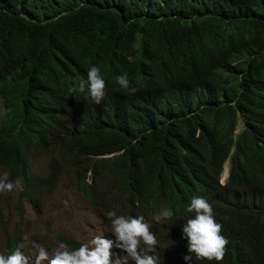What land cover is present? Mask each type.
I'll use <instances>...</instances> for the list:
<instances>
[{"label":"trees","instance_id":"trees-1","mask_svg":"<svg viewBox=\"0 0 264 264\" xmlns=\"http://www.w3.org/2000/svg\"><path fill=\"white\" fill-rule=\"evenodd\" d=\"M93 65L100 104L72 91ZM0 171L31 206L69 174L102 216L152 225L171 209L159 264H186V208L203 196L229 241L220 264H264V0H0Z\"/></svg>","mask_w":264,"mask_h":264},{"label":"clouds","instance_id":"clouds-1","mask_svg":"<svg viewBox=\"0 0 264 264\" xmlns=\"http://www.w3.org/2000/svg\"><path fill=\"white\" fill-rule=\"evenodd\" d=\"M116 82L130 95L137 91L136 88L130 87L127 74L118 76ZM105 88L106 84L100 74V68L93 65L87 72V79L76 81L72 91L79 93L87 91L92 101L95 104H100L106 95ZM69 176L71 177V175ZM227 177L228 164H225L220 184H224ZM20 182L18 179L16 182L11 181L7 173L0 174V193L12 192L17 187L20 190ZM80 197L82 198L81 195ZM186 211L194 214L192 218L187 219L182 229L183 236L187 241H180L181 247L182 241H184L188 249L189 255L183 257L186 264H191L193 259L216 261L217 264H220L226 255L229 241L221 234L222 225L215 220L212 203L203 196H193ZM103 216L108 220L115 241L106 239L103 235H96L81 244L78 242L80 246L74 249L69 248L66 243L58 241L57 246L51 251L33 241L31 243L33 251L29 255L21 245L25 232L18 228L8 233L6 237L14 233L21 234L17 236L19 246L17 250L8 255H5V251L2 249L0 264H44V262L46 264H159V257L154 254L158 244L157 230L152 229V225L145 221L144 216L117 215L115 211H109ZM173 216V211L165 208L153 215L152 219L156 223H161L171 221ZM113 248L126 253V255L117 254L113 260ZM179 261L180 259L169 262L177 264Z\"/></svg>","mask_w":264,"mask_h":264},{"label":"rangeland","instance_id":"rangeland-1","mask_svg":"<svg viewBox=\"0 0 264 264\" xmlns=\"http://www.w3.org/2000/svg\"><path fill=\"white\" fill-rule=\"evenodd\" d=\"M47 164L46 157L36 158L32 161L33 171L45 178L48 172ZM152 216V212L147 214L149 218ZM160 225L152 224L155 230H169ZM18 228L25 232L21 245L29 255L33 251V241L49 251L57 246L61 238L75 240L81 244L96 235H103L104 238L115 241L106 217L101 216L82 200L68 174L64 175L57 191L48 194L37 206L22 202L18 187L12 192L0 193V251L5 248L7 234ZM112 252L113 260L117 254L126 255L116 248H113Z\"/></svg>","mask_w":264,"mask_h":264},{"label":"bare ground","instance_id":"bare-ground-1","mask_svg":"<svg viewBox=\"0 0 264 264\" xmlns=\"http://www.w3.org/2000/svg\"><path fill=\"white\" fill-rule=\"evenodd\" d=\"M80 100V99H79ZM81 102V101H80ZM79 105H80V103H79Z\"/></svg>","mask_w":264,"mask_h":264}]
</instances>
